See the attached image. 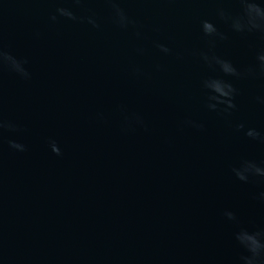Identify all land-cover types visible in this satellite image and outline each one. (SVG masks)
I'll return each instance as SVG.
<instances>
[{
	"label": "water",
	"instance_id": "obj_1",
	"mask_svg": "<svg viewBox=\"0 0 264 264\" xmlns=\"http://www.w3.org/2000/svg\"><path fill=\"white\" fill-rule=\"evenodd\" d=\"M116 3L135 26L109 0H83L82 21L51 19L73 0H0V50L30 73L0 64V117L24 129L0 135V264H247L239 237L264 234V177L236 170L264 167L246 134L264 135V33L232 28L242 0ZM202 53L241 72L235 109L208 108L203 82L222 73Z\"/></svg>",
	"mask_w": 264,
	"mask_h": 264
},
{
	"label": "clouds",
	"instance_id": "obj_2",
	"mask_svg": "<svg viewBox=\"0 0 264 264\" xmlns=\"http://www.w3.org/2000/svg\"><path fill=\"white\" fill-rule=\"evenodd\" d=\"M110 5L113 9V22L121 28H128L129 25L135 26L136 21L129 17L125 10L116 3V0H109ZM83 6V0H73V4L69 6H57L54 15L51 16L53 21L58 18L63 17L71 21H82L85 18L77 15L74 10L76 7ZM243 14L233 18L232 28L238 32H252L259 31L264 33V6L257 4L255 2H249V0H242ZM223 16V13H221ZM87 22L92 24L94 27H99L97 20L94 15L88 16ZM203 33L208 37H215L222 34L218 33L217 27L214 23L210 21H203L202 23ZM139 35V32H137ZM161 51L168 53L170 49L165 45H158ZM203 59L209 64V66H218V70L222 75L209 76L203 82V87L207 95V106L210 110L216 111L221 105L226 106L224 111L230 109H235V97L237 95V89L233 82L227 77H240L241 72L233 64L232 61L223 59L216 55H209L207 53H202ZM259 68L264 72V52H261L258 57ZM26 60L18 59L16 56L0 50V64H5L13 71L19 73L24 78H30V73L25 68ZM253 70L249 69L248 72L251 73ZM260 103H264V97L257 98ZM136 123H143L140 117H135ZM132 117H125V121L130 125L132 123ZM195 127H202V125H195ZM243 125L239 128L243 129ZM22 129L16 122L11 120H6L0 117V135L4 132H8L13 135H19L22 133ZM247 136L253 139H260L264 141V135L258 132L256 129H249L247 131ZM9 147L16 152H26L28 146L19 139H9ZM52 151L57 155L61 154V148L58 146L55 140L49 141ZM236 174L239 179L247 181L249 175H255L259 177H264V167L258 166L253 162H245L242 170L237 169ZM240 243L252 253L251 257H245L247 264H257L259 258L264 256V234L257 233H247L245 232L239 237Z\"/></svg>",
	"mask_w": 264,
	"mask_h": 264
}]
</instances>
